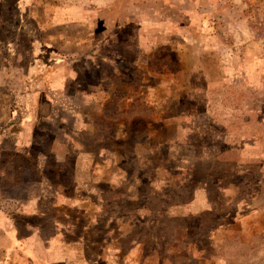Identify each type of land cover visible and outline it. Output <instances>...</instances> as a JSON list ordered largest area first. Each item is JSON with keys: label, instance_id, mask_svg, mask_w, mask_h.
Instances as JSON below:
<instances>
[{"label": "rangeland", "instance_id": "rangeland-1", "mask_svg": "<svg viewBox=\"0 0 264 264\" xmlns=\"http://www.w3.org/2000/svg\"><path fill=\"white\" fill-rule=\"evenodd\" d=\"M2 256L264 264V0H0Z\"/></svg>", "mask_w": 264, "mask_h": 264}, {"label": "crops", "instance_id": "crops-1", "mask_svg": "<svg viewBox=\"0 0 264 264\" xmlns=\"http://www.w3.org/2000/svg\"><path fill=\"white\" fill-rule=\"evenodd\" d=\"M45 40L46 39L41 38V39H38V42H36L35 40L32 41L33 47L37 49L36 51H34V55L32 56L35 59V63H36L35 65L36 66L33 67V65H30V67H28V69H29L28 70V76H29L28 80H29V82H23L21 84L18 83L17 85H26V84H28V88L29 89H31L32 91H36V84L34 82H32L31 80H34L37 76H33V75L38 71L39 72L38 75H39V79H40L41 76H44L45 72L49 69V66L51 64V62H49V61H53L52 64L60 63L61 59H64V58L70 56V54H62L61 49L57 48V45H55L54 42H51V41L48 40V43H47ZM9 54H10V52H9ZM36 58H38V62H37ZM46 62H49V63L46 65ZM41 65L44 68L41 69ZM54 67H55V65H53L52 69L48 73H46V76H47V74L48 75L50 74V76L48 77V79H51V82H49L50 85L47 84L46 81H44L42 83V85H40V87H42V88L44 87V90H47L48 87L50 88V90H52L51 85L56 88L58 86L57 84L58 83L60 84V82H62V80L65 79V77L62 78V76L59 77L58 75H56L55 71L53 70ZM70 76L72 77V75H70ZM1 83H2L3 86L5 85L3 87L4 90L5 89L6 90H11V88H7V86H8L7 82L1 81ZM62 83H64V82H62ZM78 83L81 84L79 81H78ZM88 83H90V82H88ZM34 100H35L34 101L35 108L37 110V108H38V99L34 98ZM88 104H89V99L86 100L85 104L82 103V105H88ZM52 105H53V102H51V100H47V102H46V99L44 100V106H52ZM47 116H49L50 119H52L54 117L53 114H51V115H45L44 114V119L43 120H46ZM184 149H186V148H184ZM12 150H15V148L12 147ZM47 151L49 152V154H57L59 152L62 153V151H61V149L59 147L58 148H54V147H52L51 143L48 146V150ZM33 184L34 183H29L27 185H33ZM41 186H42V183H41ZM12 202H13L12 205H11L12 208H11L10 211L8 210V212L17 213V214L26 213V211L24 210L25 206L23 207V205H25L24 204L25 201L23 202V200H21V201L15 200V202H14V200H12ZM20 208H21V211H18ZM10 263L11 262H8L6 260V258H4V256H2V259L0 260V264H10Z\"/></svg>", "mask_w": 264, "mask_h": 264}]
</instances>
